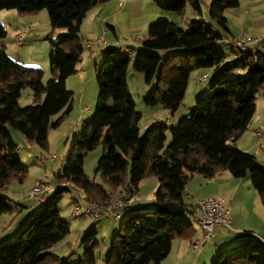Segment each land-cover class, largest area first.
<instances>
[{"label":"trees","instance_id":"trees-1","mask_svg":"<svg viewBox=\"0 0 264 264\" xmlns=\"http://www.w3.org/2000/svg\"><path fill=\"white\" fill-rule=\"evenodd\" d=\"M106 1L0 0V11L34 14L46 9L50 27L64 29L56 40H50L48 63L57 77L46 82L41 68L24 65L0 46V214L19 205L6 192L21 183L28 171L17 156L8 127L47 148L49 129L61 123L73 103L65 81L77 72L81 61V23L89 10ZM153 1L178 14L189 4L195 14H202L199 0ZM237 5V0H212L208 19L195 18L187 28L167 19L155 20L133 55L113 46L102 51L104 60L95 73L99 92L93 114L82 123L63 167L54 174L52 196L23 219V228L12 240L0 242V264H72L69 256H59L50 248L70 231L58 204L64 193L73 190L99 203H106L118 190L127 194L128 207L120 214L125 219L110 239L106 264H161L172 240L192 227V210L183 191L195 174L212 178L228 171L235 178L249 177L264 206V162L236 145L253 118L257 93L264 95V51L258 46L239 54L224 45L223 35L229 32L224 10ZM5 36L0 23V39ZM223 47L236 56L227 59ZM129 69L142 74L148 85L142 97L147 107L179 109L189 74L196 69H212L211 93L197 98L189 114L174 124L168 125L167 118L156 119L141 130L142 114L127 83ZM24 88L30 89L34 102L20 106ZM99 144L102 152L94 169L100 178L97 183L83 165L87 152ZM151 175L158 180L153 201L133 205L130 200L140 182ZM79 199L76 194L74 201ZM99 220L104 219L93 220L82 233L85 250L73 264H95ZM235 239L216 252L211 264H264V241L258 234L244 230L236 232Z\"/></svg>","mask_w":264,"mask_h":264},{"label":"rangeland","instance_id":"rangeland-1","mask_svg":"<svg viewBox=\"0 0 264 264\" xmlns=\"http://www.w3.org/2000/svg\"><path fill=\"white\" fill-rule=\"evenodd\" d=\"M212 0H199L202 13L208 17V8L209 4ZM238 5L234 7H229L224 10V15L228 20V27L231 29L233 35L236 38H244L246 36H252L253 38H260L264 36V0H237ZM157 7L158 11L161 13H169L172 14V18L174 21H177L180 27L187 28L189 22L194 20L195 18H200L201 15H197L193 13V9L188 4L182 12V14H178L173 11L163 10L154 4L153 0H148L146 2V6L144 7L143 11H146L150 14V11H153L152 7ZM93 11V10H92ZM243 11H246L244 13ZM38 13V14H37ZM34 14H19L15 9H3L0 11V23L4 26L6 30V36L1 38L0 41L4 42V45L9 48L13 52V56L15 57L18 53L21 54L22 63L26 66L32 67H39L43 71V82L54 78L57 74L53 72L49 68L48 57L51 52V45L50 40H56L61 34L64 33V29H53L50 27L47 10L42 9L40 12L38 11ZM33 18H30L31 15H35ZM21 17V18H20ZM111 19H115L118 26L122 25V28L117 30V37L113 34V31L106 27L104 31L100 30L96 33V29L99 27V19L92 20L86 19L83 23L82 30H80L79 38L81 39V43L84 46V51H87L88 42H92V46H97L98 48L102 47L104 50L109 45L98 44L96 42L99 36H102L103 39L110 37L113 41L112 43L116 42H129L131 38L137 36V34H141L139 32H129L125 27L126 23H129L130 18L126 12H119L116 16L111 15ZM154 19L151 21H155L158 19H164L163 17H153ZM168 20V19H167ZM171 21V20H170ZM173 21V22H174ZM111 22V21H110ZM175 23V22H174ZM103 28V26H102ZM17 32H24L25 33V45L23 47L19 46L15 41V35ZM120 32L122 34H120ZM146 32V31H145ZM144 34V33H142ZM261 34V35H260ZM105 37V38H104ZM87 39V40H86ZM104 40L101 42L103 43ZM110 41L108 42V44ZM98 44V45H97ZM9 46V47H8ZM118 48V47H116ZM228 48V47H226ZM225 47H223V51L227 54L229 52ZM89 49H92L91 47ZM102 51L101 49H99ZM182 50V49H181ZM174 52V50H171ZM86 53V52H84ZM83 53V54H84ZM88 53V52H87ZM86 53V54H87ZM237 53L240 54L238 51ZM88 55V54H87ZM93 55H96L93 53ZM98 58V55H96ZM104 58L101 59L99 65L103 62ZM97 66V68L99 67ZM84 71H82L83 76L87 70V68L91 70L92 66H94V59L87 61L85 64ZM199 71V72H198ZM89 72V71H88ZM207 72L209 75L212 73L209 69H202L197 70L196 73H191L188 77L189 82V90L187 91L186 95L182 100L180 105V109L184 108L185 112L182 116H187L189 114V109L194 105V102L197 98L202 96L209 95L211 93L210 90V78L209 80L201 83V84H194L195 76L199 73ZM96 73V72H95ZM94 75V79L96 74ZM134 76L127 77V83L129 86V90L132 94V97L136 103V109L141 112L142 116L139 121V127L143 130L149 122H151L152 118L160 114L161 112H157L154 110L155 108L147 107L142 102V97L148 90V85L144 82L143 75L138 72H132ZM79 78H77V76ZM74 74L69 78L67 81L66 89L72 93V105L68 114L63 118L61 123L56 128H50L48 131V144L47 148H41L36 143L28 141L19 131L8 127L9 134L11 138L17 145V156L21 159L27 168V174L24 180L21 183H15L9 187L6 194L11 198L13 202H18L19 205L16 206L15 210L12 212L2 213L0 214V233L2 231L5 234H9V238L12 240L18 232L23 228L24 221L23 219L34 209L39 208L45 203V199H49L52 196L53 190L56 188V183L54 181V174L61 170L64 165V162L67 158L68 152L70 150V146L78 134L82 123L86 120H89L93 114L96 99L98 96L99 89L96 86V90L94 95L92 96V107L90 110L83 111L80 108V103L83 102L80 95V88L82 87V82L84 79L80 76V74ZM93 75H90L89 81L93 80ZM71 80V85L68 84ZM145 90V91H144ZM197 90V91H196ZM195 92L196 95H195ZM261 94L256 95L258 99V106H257V99H256V108L259 107L260 97ZM86 102L88 99H85ZM34 102L31 91L29 88H24L21 91V96L18 99V103L20 106H25L28 104H32ZM82 104V103H81ZM184 106V107H183ZM256 109V110H257ZM255 110V111H256ZM258 113V112H257ZM261 115L260 121H262V125L264 124V110H259ZM56 116H53L54 119ZM163 119V118H160ZM260 128V125H258ZM262 127V126H261ZM257 128V129H258ZM256 129V130H257ZM264 133V131H263ZM264 136V134H263ZM169 140V137L168 139ZM262 150L260 149L259 145H256L258 149L261 151L259 155L256 157L260 160V158H264V140L262 142ZM239 149H243V145L241 143L236 144ZM102 146L99 144L93 150L87 152L84 158V165L83 169L84 172L91 178L94 179L95 182L100 183V178L96 175L94 169L96 166V162L101 154ZM254 150V149H253ZM252 152V151H251ZM51 154H54L56 158L52 160H45L44 162L40 161V157L45 156L48 157ZM44 182L46 185L45 189V199L42 202H37V200L32 196L31 190L32 187L39 182ZM158 185V180L155 176H146L142 179L139 184V188L137 191V196L135 199L137 200L136 204H144V203H151L154 199L153 193ZM75 193L67 192L63 194L61 201L59 202L58 206L60 209L61 217L66 220L70 224V231L69 233L59 242H57L54 246V253L58 254L59 256H69L70 263L77 262L84 253L86 243L81 242L82 233L85 232L89 227L92 226L94 222L93 219L84 213V208L86 203H93L96 205H103L111 202L113 199H120L121 197L128 201V197L124 191L118 190L115 191L110 197H108L106 203H99L94 200L86 199L85 195L81 194L80 191ZM76 194L80 195V199L77 200L78 202L74 201V196ZM254 190H251L250 193L244 192L240 198V202L234 203L232 207V212L229 213V217L233 220V228H237L238 232H242L243 227H239V225L234 221L235 219H239L240 221L244 222V214L245 209H248L251 213L263 211V206L260 204ZM78 197V196H77ZM256 197V200L255 198ZM257 201V202H256ZM16 204V203H14ZM80 206V213L79 215H75V205ZM107 204V205H108ZM18 210V212H16ZM21 210V212H19ZM234 215V217H233ZM125 214H122L119 220L114 221L113 219H104L99 220L95 225L97 234L94 237L97 240V246L94 248V256H95V264H106V258L109 252V242L112 235L117 231L119 224L125 219ZM190 219V217H189ZM238 222V221H237ZM246 224V223H245ZM248 226L253 227H244L246 230H253L254 232H258V225L256 227V223H248ZM253 228V229H252ZM227 232V231H226ZM228 239L230 242L223 243L222 247L230 246L236 242L235 235L236 232L229 230L227 232ZM7 236V235H6ZM213 242V241H212ZM90 244V242H87ZM212 246H218L217 244H212ZM170 254H168V258L165 260L164 263L171 261L172 256L176 249V242L173 241V246ZM218 248V247H217ZM215 254V253H214ZM166 256V257H167ZM211 257L207 264H211L212 259Z\"/></svg>","mask_w":264,"mask_h":264},{"label":"crops","instance_id":"crops-1","mask_svg":"<svg viewBox=\"0 0 264 264\" xmlns=\"http://www.w3.org/2000/svg\"><path fill=\"white\" fill-rule=\"evenodd\" d=\"M147 1L148 0H107L103 4L98 5L94 8H92L91 10H89V12L87 13V15L85 16V18L83 19V21L81 23L80 30H82L83 23L85 22V20L87 18L92 19V20H98V18L101 17L99 19L100 24H99V27L96 29V33L99 32L100 30H102V32H103L106 27H109L113 31V34L117 37V30L119 28H122V25L118 26L116 20L111 19L110 16L111 15L116 16V14L119 12H126L130 18V21H129V23L125 24L126 25L125 28L129 32H139L141 34H137V36H134L133 38H131V41H129V42H118V43L114 42V43H112L111 41H113V40L110 37H108V39L110 41L109 44H108L109 41L108 40L106 41V38L104 37L105 38L104 42L98 43V44H104V45H109V46H113V47H118L119 49H127L130 51L131 55H133L135 53V51L140 47L141 40L146 36L147 27L150 23H152L151 21L154 19L153 17H156V15H157V17H163L164 19L174 21L172 16H171L172 14L165 13V12L161 13L160 11H158L157 7H155V6L152 7L153 11H150V14L147 13L146 11H143L144 7L146 6ZM243 12L246 13V11H243ZM193 13H194V11H193ZM34 16H36V14L31 15L30 18H33ZM201 17H203L204 19H208V17L206 15H204L203 13H202ZM174 22L178 23L177 21H174ZM102 26H103V28H102ZM142 33H144V34H142ZM120 34H122V33L120 32ZM251 38H252V36H246V35L244 38H241V37L236 38L233 35L230 28H229V32L227 34L223 35V39H225V40L233 41L236 39H241L245 43L249 44L251 47H258L257 43H254L253 40H251ZM0 46H3L5 48L7 54L10 57H12L13 59L22 63V61H21L22 58H21L20 53H18L14 57L13 52L11 50H9V48L7 49V47L4 45L3 41H0ZM90 47L92 49H89ZM83 48H84V46H83ZM99 49L102 50V47H100V48H98L97 46L94 47V46H92V42H91L86 49L87 51H84V49H83L82 54H81V61L79 62L78 66H77V72L76 73L80 74V76L84 79V82H82V87L80 88V95L82 97L81 100L83 102H81L82 104L81 103L79 104L80 108L83 111L90 110L92 107V96L94 95L95 90H96V86H95L96 81H95L94 75L92 73L96 72L97 66L101 62V59L104 58L103 53H102L103 50L100 51ZM84 52H86V53L88 52L87 53L88 55ZM93 53L98 55V58H96V55H93ZM227 55H228L227 59H233L236 56V54L232 53V52H227ZM91 59H94V66H92L91 70H90V68L89 69L87 68V70L89 72L86 71L85 72V74L87 73L86 76L85 75L83 76L82 71H84L85 67H87L84 65L87 64V61H89ZM197 70H202V69L193 70L191 73H196ZM209 70L212 71V69H209ZM132 72L133 71L131 69H129V71L127 73V77L129 76V74H130V76H134ZM76 73H75V75H76ZM202 73H207V72H202ZM202 73H199L197 76H195V81H194L195 85H197V79L200 77V75ZM190 74H189V76H190ZM73 75H71V76H73ZM90 75L91 76L93 75V80L91 79L89 81ZM71 76H69L66 79V81H65L66 86H67V81L69 80V78ZM76 76H77V78H79L78 75H76ZM55 77H57V75ZM70 82H71V80L69 81L68 84L71 85ZM189 88L190 87H189V82H188L185 95H186L187 91L189 90ZM196 93L197 92H195V95H196ZM259 97H260V102H259L258 109L256 108L257 110L255 111L248 128L241 134V136L238 138V140L236 142V144L241 143L243 145V149H242L243 151H246V152L252 151L251 153H253L255 155H259L261 153V151L258 149V147H256V145H259L260 149L262 150V145H263L262 142L264 140V136H263L264 130L262 131V135H261L260 139H257L256 134H255V130L259 127L258 125H260V127L262 126V124H261L262 121H260L261 115L259 113V110H262V109L264 110V95L261 94V96H259ZM85 99H88V101L86 102ZM257 106H258V99H257ZM153 108H155L154 110H157V112H161V113L155 114V115H157V117L155 116L154 118H152V120H151V122H149V124L154 123L156 119L167 118L168 119L167 124L172 125L185 112L184 108H182V109L179 108L175 112H170L169 110H166V109H163L160 107H153ZM260 160L264 162L263 157L260 158ZM251 190H254V189L251 186L249 177L235 178L228 171H222V172L216 174L212 178H205L201 175L195 174V175H193V177L190 179V181L185 186V191L183 192V198H184L185 202H187L189 204V208L191 210L195 211L197 214H200L198 208L195 206V204L198 200L203 199V198H207V197H212V196H221L225 200V203L227 204V206L229 208V212L231 213L233 204L240 202V198L243 195V193L244 192L250 193ZM136 196H137V193L130 200L133 205H136V202H137V200L135 199ZM256 196H257L260 204L263 206L259 195L257 194ZM254 198L256 200V197H254ZM37 202H42V201H37ZM15 203L19 204L18 202H15ZM19 207H21L20 204H19ZM250 211H251V208H250ZM250 211L248 209H245V214H244L245 220H244V222L240 221L239 219H235L234 215H233V217H234L233 219L239 225V227H243L244 230H246V228H244V227H253V226H248L247 225L248 223H251V222L256 223V227L258 225V227H257L258 232H254L253 230H250V231H253L254 233L260 235V234H262V223L264 221V206H263L262 212H260V210H258L256 213L255 212L251 213ZM19 212H21V210ZM191 222H192V227L189 231H186L181 236L176 237L175 239L172 240L169 254H170L171 250L173 249L172 248L173 241L176 242V249H175V252L172 256L171 261L164 263L165 260L168 258V256H169L168 255L167 257H165L161 261V264H207L208 262H206V261H209V259H211V257H213V255L216 254V252L219 250V247H222L223 243L231 241L230 239H228V235H227L228 234L227 232L230 229H227V228L222 227V226H215V228L212 232V237L210 239H206L204 237L201 229L197 225V223L192 221V219H191ZM232 223H233V220H232ZM244 230H242V231H244ZM8 235L9 234H5V232L2 231L0 233V242L9 240L10 238ZM212 244L213 245L217 244L218 246L213 247ZM54 246L55 245H53L50 248V250L52 252H54L53 251Z\"/></svg>","mask_w":264,"mask_h":264},{"label":"built area","instance_id":"built-area-1","mask_svg":"<svg viewBox=\"0 0 264 264\" xmlns=\"http://www.w3.org/2000/svg\"><path fill=\"white\" fill-rule=\"evenodd\" d=\"M103 37L99 36L96 40L97 43H101L103 41ZM16 43L23 47L25 45V33L24 32H17L15 35ZM253 42L257 43L259 48L264 51V36L260 38H253ZM223 43L226 47L246 52H252L254 47H251L249 44L245 43L241 39H236L233 41L223 40ZM88 45L90 42L87 43ZM127 51V49H123ZM209 78L208 73H202L200 77L197 79V84H201L207 81ZM167 122V120H166ZM264 130V124L262 127L255 130V134L257 139L261 138L262 131ZM56 158L54 154H51L48 157L41 156L40 161L44 162L45 160H52ZM45 189L46 185L44 182H39L38 184L32 187L31 193L32 196L37 201H43L45 199ZM75 190H73L74 192ZM185 191V189H184ZM183 191V192H184ZM75 193V192H74ZM136 195V193H134ZM112 199V198H111ZM109 204L103 205H96L93 203H86L84 208V213L90 216L93 220L95 219H113L114 221L120 218L121 211L125 210L128 207V203L122 197L120 199H113L112 202ZM108 204V205H107ZM195 206L198 208L200 214H197L195 211H191L190 218L192 221L196 222L199 228L201 229L204 237L206 239H210L212 237V232L215 226H222L232 231L238 232L236 228H233L232 220L229 217V208L225 203V200L221 196H212L200 199L196 202ZM75 215H79L81 209L80 206L77 204L74 206ZM261 239L264 241V221L262 223V234L259 235Z\"/></svg>","mask_w":264,"mask_h":264}]
</instances>
